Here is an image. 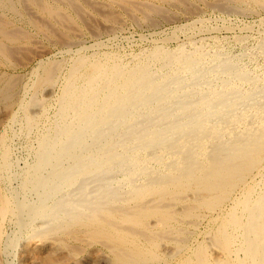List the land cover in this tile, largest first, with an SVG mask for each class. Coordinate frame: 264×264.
<instances>
[{
    "label": "bare ground",
    "instance_id": "6f19581e",
    "mask_svg": "<svg viewBox=\"0 0 264 264\" xmlns=\"http://www.w3.org/2000/svg\"><path fill=\"white\" fill-rule=\"evenodd\" d=\"M240 1L0 0V264L19 247L21 264H264L263 80L185 42L124 61L83 41L172 8L190 31L197 3L244 15ZM41 39L74 55L39 64L27 99L5 71ZM55 87L50 118L41 95ZM17 112L37 133L19 172ZM202 221L208 237L192 240Z\"/></svg>",
    "mask_w": 264,
    "mask_h": 264
},
{
    "label": "rangeland",
    "instance_id": "374dc122",
    "mask_svg": "<svg viewBox=\"0 0 264 264\" xmlns=\"http://www.w3.org/2000/svg\"><path fill=\"white\" fill-rule=\"evenodd\" d=\"M197 5L200 7H198ZM238 5L242 6L241 8H243V11L245 13L244 15L242 14L243 12H239V14H223L219 10L207 9L203 6V4L197 3L196 6L199 11L202 7V11H200L202 15H200L204 19V24L203 26L196 25L193 28L194 30L191 29L190 31H184V29L188 25V23L192 22V15L174 8L169 11L174 15L164 17L156 16L154 22H152L153 24H157H154L155 26H153L152 23L139 24L136 22L137 24H139L137 25L133 23L132 20H127L125 16V20L123 22L124 25L121 26L123 29L120 27V29L115 31V34L108 36V34L105 33V35L103 33L101 37L98 38H94L93 36L88 35L83 38V41L85 42L86 47L90 48L91 51L96 48L107 53L118 51L124 56V61H129L130 58L133 57V55L139 54L144 50H150L154 46H165L169 50H174L177 45L185 42V48L189 51H194L196 45V47L201 48V50H203L205 54L208 52L207 54L214 55L216 52H218L223 54V56L230 57L232 62H236L237 65L241 66L252 75L262 79L264 84V53L260 49V43L264 39V11L263 8H260V6L254 4L249 0H241ZM244 9H247L246 12ZM176 16L180 17L177 18ZM184 24H186V26H184ZM187 39H191L192 42L188 44ZM41 40L42 46H44V51L42 52V54H39L35 47H29L26 51L24 50L19 56L15 57V61L12 60V63H14L15 66H8L6 67L7 70H4L7 75H13L12 78L15 77L16 81L18 78V87L27 88V99L32 96L31 86L37 79V71L40 69L39 64H44L45 62L56 60H63L67 62L74 55L73 53L67 54L65 52H62L61 48H59L58 45L55 46L54 44H51L46 40ZM90 52L87 54H90ZM43 64H41V66ZM65 71L66 70L63 69L61 77L65 73ZM60 78L59 81H57V85L61 84ZM56 87L55 89H46L42 92L41 95V98L47 100V102H49L48 104L51 107L50 108L48 105L50 110L49 108L47 109V116H49L50 118L54 117L55 115V103H53V96L54 92L56 93L58 90ZM16 110L19 111L18 108H16ZM33 112H35V110ZM17 113L20 118L18 117V124L13 126L12 132L15 134V136H12L13 138L11 137L12 140L10 142V146L12 154L11 156L14 161V169L19 172L25 167L26 163H30L31 161L32 153L28 148L30 144L33 146L35 145L33 137L35 138L37 133H30L29 136L21 132V124L23 122L22 120L20 121V119H22V113ZM3 129L4 128H0V132H2ZM15 185H17V182L14 180L12 182V186ZM200 223L194 229L191 228L193 231L192 240H196L197 238L200 241L202 239H206V235H204L205 232L208 237L207 231H209L210 226H207L208 223L206 224L205 221H202ZM10 227L11 226H7L6 232ZM202 229L203 231L201 232ZM10 230H12V227L10 228ZM10 233L11 231L9 232V234ZM198 234H200V236ZM167 246V250L172 248L174 249V244L172 243ZM19 248L16 249L17 252L9 256L10 259L9 257L8 260L6 259L7 262H9L10 264H21L20 257H18L20 253ZM14 256L16 257V259Z\"/></svg>",
    "mask_w": 264,
    "mask_h": 264
}]
</instances>
